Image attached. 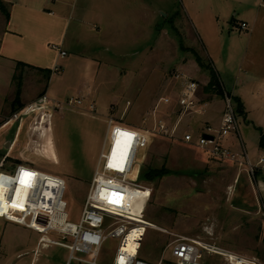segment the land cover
I'll list each match as a JSON object with an SVG mask.
<instances>
[{
    "label": "rangeland",
    "instance_id": "rangeland-1",
    "mask_svg": "<svg viewBox=\"0 0 264 264\" xmlns=\"http://www.w3.org/2000/svg\"><path fill=\"white\" fill-rule=\"evenodd\" d=\"M137 1L115 0L110 14L112 23H107L112 36L104 43L98 40L97 46L93 43L89 47L98 48L95 85L107 93L103 95L105 103H96V113H109L110 103L115 98L117 106L110 110L111 115L117 111L114 119L139 129L151 127L152 119L144 123V114L151 111L160 98L176 97L175 92H171L176 84L173 81L176 73L195 79L200 86L199 102L208 103L205 114L182 118L176 139L155 136L143 152L142 173L148 169H163L166 174L151 183L139 179V184L150 190V196L145 208L144 199L140 200L137 210L142 209L143 220L158 230H146L138 257L154 263L163 259L162 264H168L170 245L178 238H188L220 253L229 252L264 264V207L248 168V161L255 166L264 156L259 147L264 133V101L256 108H248L247 119L236 116L237 131L221 141L235 156V161L216 160L180 140L187 129L194 136L205 126L218 129L219 118L224 113L223 108H217L218 98L204 94L207 75L196 71L187 50V47L194 50L211 64L206 53V32L213 22L211 9L216 0H144L147 6L144 8L148 10V21L144 23L137 19ZM113 23H116L115 29H112ZM26 72L21 79L20 69L16 72L12 92L6 94L16 97L17 89L21 88L20 79L23 91H19L18 100L20 98L24 104L16 106V102L4 109L11 115L13 125L21 121L25 128L13 155L21 163H28L27 167L64 180L63 200L67 204L68 221L77 224L105 126L81 118L75 114L77 110L67 108H63L65 113L60 119L55 116L50 122L51 119L45 117H51L52 104L39 102L48 80L39 72ZM125 101H130L127 111L122 110ZM167 108L161 106L157 115L164 113L160 117L172 118V109ZM233 108L235 111L234 104ZM118 149L114 147L113 152ZM28 151L32 158L27 155ZM66 162L71 163L72 174L63 172L68 168ZM27 179L29 176L22 174L19 181L27 182ZM10 181L7 177L0 179V211ZM45 224L46 219L40 218L38 226ZM50 237L60 240L54 233ZM39 238L33 231L0 218V264H30L32 261L34 264H66V250L55 246L37 250ZM117 246V240H109L99 256V264H111ZM203 261L204 264H226L218 254H204Z\"/></svg>",
    "mask_w": 264,
    "mask_h": 264
},
{
    "label": "crops",
    "instance_id": "crops-1",
    "mask_svg": "<svg viewBox=\"0 0 264 264\" xmlns=\"http://www.w3.org/2000/svg\"><path fill=\"white\" fill-rule=\"evenodd\" d=\"M144 2L137 1V19L140 23L148 21V10L144 8L147 7ZM115 5V0H54L52 3L47 0H0V173H4L0 174V179L7 177L12 180L7 175H12L17 167L30 166L28 163H21L13 155L25 128L21 121L13 125L9 119L11 115L4 110L15 102V98L6 94L12 92V82L19 69L22 72L20 79L30 70L40 74V70L50 72L42 95L46 96L47 104H52L51 117H45L51 119L50 122L55 116L60 119L64 115L62 102L72 97L83 99V108L75 113L81 118L100 122L104 126L108 116L117 118V111L113 115L110 112L111 108L117 106L118 101L115 98L110 103L109 113H96V103H105L106 98L103 95L107 93L104 90L101 92L95 85L99 68L98 59L95 57L98 48H89L93 43L97 46L95 42L98 40L103 42L112 36L107 23H112L110 14ZM211 12L213 22L206 32L207 57L219 76L225 95L240 101L247 119L248 108H256L264 101V0H216ZM241 23L247 24L248 29L241 30ZM115 26L116 23H113L112 29ZM52 45L60 46L66 56L61 58L58 52L51 49ZM76 47L81 50H75ZM187 50L192 56L191 51L194 50L188 47ZM191 60L195 63L197 72L207 75L196 64L193 56ZM17 64L22 66L17 67ZM55 65L60 70L57 74H51ZM20 79L19 91H23ZM208 81L207 75L206 85ZM171 92L177 94V84ZM216 98L219 100L217 108L224 109V97ZM171 102L167 109H172L173 117L170 119H174L177 111L176 97ZM90 103L95 106L94 112L89 110ZM19 104H24L20 98L16 106ZM203 104L205 107L208 105L206 102ZM129 105L130 101H125L122 110L125 108L127 111ZM221 118L222 115L219 120ZM124 124L137 127L131 123ZM114 147L119 148V143L115 142ZM63 153L68 156L66 151ZM27 155L32 158L30 151ZM97 155L94 157V164ZM66 164L68 168L64 166L67 169L64 168L63 172L72 174L71 163ZM248 164L251 165L249 161ZM253 168L252 176L264 207V170L257 164Z\"/></svg>",
    "mask_w": 264,
    "mask_h": 264
},
{
    "label": "built area",
    "instance_id": "built-area-1",
    "mask_svg": "<svg viewBox=\"0 0 264 264\" xmlns=\"http://www.w3.org/2000/svg\"><path fill=\"white\" fill-rule=\"evenodd\" d=\"M53 1L47 0L49 3ZM239 28L245 31L248 25L241 23ZM51 49L58 52L61 58L66 56L58 45H52ZM59 70L55 65L51 74H57ZM173 81L178 87L174 119L160 117L164 113L157 115L161 106H171V99L165 97L160 98L145 115L144 123L152 119V126L146 129L130 127L111 116L106 118L105 133L77 224L68 221L67 204L63 200L64 180L26 166L17 167L12 175L5 174L15 180H18L20 172L23 171L29 176L27 182L18 181L28 188L23 210L12 209L13 184L5 192L7 211L0 214V218L39 235L37 250L39 247L49 246L66 250V264H99V256L109 240L118 241L111 264H162L163 259L154 263L138 257L141 241L149 229L142 221V209L137 210L140 200L144 199L145 208L150 196V190L139 184L143 152L155 136L176 139L183 117L206 113L205 104L200 103L198 99L200 86L197 81L182 73H176ZM39 102L45 104L46 96H42ZM224 102V113L218 129L205 126L196 136L187 129L180 140L197 147L216 160L235 161V156L221 144L226 136L237 130L236 112L232 101L225 97ZM82 105V98L72 97L62 103L61 108L79 110ZM89 110L95 111L93 103L89 104ZM204 136H209L212 140H206ZM117 140L120 146L114 155L112 152ZM257 166L264 170V156L259 158ZM248 168L253 174V166L248 164ZM40 218L46 219L43 227L38 226ZM51 233L59 236L60 240L51 238ZM204 254H218L224 258L226 264H257L255 259H247L229 252L219 253L210 246L188 238H178L170 245V258L167 263L204 264ZM30 264H34V261Z\"/></svg>",
    "mask_w": 264,
    "mask_h": 264
},
{
    "label": "trees",
    "instance_id": "trees-1",
    "mask_svg": "<svg viewBox=\"0 0 264 264\" xmlns=\"http://www.w3.org/2000/svg\"><path fill=\"white\" fill-rule=\"evenodd\" d=\"M192 56L196 62V64L199 66V68L203 71H205L209 77L208 84L204 87V94L206 95H211L219 98L225 97V92L221 87L220 80L216 72L213 70L211 65L209 63L204 62L194 51H191ZM19 66H22L21 64H17ZM42 74L46 76L48 79L50 76V72L45 71V70H40ZM18 95H19V88L16 91V97H15V102L14 104L18 101ZM235 105V112L237 116H243L245 117V112L243 109L242 104L240 101L236 98H233L229 95H227ZM259 147L264 151V133L261 134L260 140H259ZM166 172L161 169V170H154V169H148L144 173L140 171L139 179H143L149 183L153 182L156 179H159L162 177V175H165ZM140 179V180H141Z\"/></svg>",
    "mask_w": 264,
    "mask_h": 264
},
{
    "label": "bare ground",
    "instance_id": "bare-ground-1",
    "mask_svg": "<svg viewBox=\"0 0 264 264\" xmlns=\"http://www.w3.org/2000/svg\"><path fill=\"white\" fill-rule=\"evenodd\" d=\"M118 141H119V140H117V143H118ZM119 146H120V145H119ZM125 150H126V149H125ZM116 152H117V151L112 152V154L115 155ZM22 174H27V173H25L24 171H23V172H20L19 177H18V180H15V179L13 178V179L11 180L9 186H8V188H9V187H11V185L14 184V186H13V189H14L13 191H14V193H13L12 209H16V210H23V206H24V204H25V197H26V194H27V191H28L27 186L21 184L20 182L18 183V181H19L20 177L22 176ZM50 182H51V181H50ZM8 188H7V189H8ZM6 211H7V207H6V205H5V200H4V201H3V204H2V207H1V214H2V213H6ZM142 221H143V223H144L146 226H148L149 228L158 230V228H157L155 225H153V224H151V223H149V222H146V221H144V220H142ZM219 253H220V252H219Z\"/></svg>",
    "mask_w": 264,
    "mask_h": 264
},
{
    "label": "water",
    "instance_id": "water-1",
    "mask_svg": "<svg viewBox=\"0 0 264 264\" xmlns=\"http://www.w3.org/2000/svg\"><path fill=\"white\" fill-rule=\"evenodd\" d=\"M204 138H205L206 140H212V138L209 137V136H204Z\"/></svg>",
    "mask_w": 264,
    "mask_h": 264
},
{
    "label": "snow or ice",
    "instance_id": "snow-or-ice-1",
    "mask_svg": "<svg viewBox=\"0 0 264 264\" xmlns=\"http://www.w3.org/2000/svg\"><path fill=\"white\" fill-rule=\"evenodd\" d=\"M121 135H125V136H126V135H128V134H126V133H121ZM118 143H119V141H118Z\"/></svg>",
    "mask_w": 264,
    "mask_h": 264
}]
</instances>
